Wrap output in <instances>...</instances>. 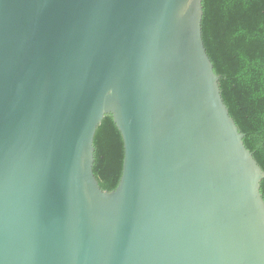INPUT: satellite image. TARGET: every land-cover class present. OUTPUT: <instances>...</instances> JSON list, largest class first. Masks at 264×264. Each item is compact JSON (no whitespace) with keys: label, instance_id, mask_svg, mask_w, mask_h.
<instances>
[{"label":"water","instance_id":"water-1","mask_svg":"<svg viewBox=\"0 0 264 264\" xmlns=\"http://www.w3.org/2000/svg\"><path fill=\"white\" fill-rule=\"evenodd\" d=\"M203 0H0V264H264V169ZM112 115L118 186L95 175Z\"/></svg>","mask_w":264,"mask_h":264},{"label":"trees","instance_id":"trees-1","mask_svg":"<svg viewBox=\"0 0 264 264\" xmlns=\"http://www.w3.org/2000/svg\"><path fill=\"white\" fill-rule=\"evenodd\" d=\"M203 6V37L224 101L264 169V0H203ZM94 145L95 175L112 191L124 164L123 135L112 115L99 125ZM261 191L264 197V179Z\"/></svg>","mask_w":264,"mask_h":264}]
</instances>
